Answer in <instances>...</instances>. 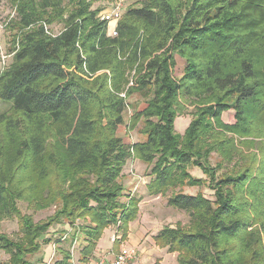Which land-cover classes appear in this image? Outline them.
I'll return each mask as SVG.
<instances>
[{
    "label": "trees",
    "instance_id": "obj_1",
    "mask_svg": "<svg viewBox=\"0 0 264 264\" xmlns=\"http://www.w3.org/2000/svg\"><path fill=\"white\" fill-rule=\"evenodd\" d=\"M64 1L13 0L12 26L22 32L0 71V101L9 105L0 111V219L18 222L16 239L0 233L7 263L31 264L50 227L78 218L84 223L58 243L76 241L80 262L103 229L113 225L124 239L139 210L120 181L134 157L148 167V193L190 217L154 236L178 264H264V139L253 140L264 137V0H143L126 8L112 37L99 8L66 0L74 7L50 35L37 23L63 15ZM132 95L145 106L133 108L127 128L140 123L143 139L126 144L117 127ZM188 111L181 136L174 118ZM228 111L232 124L221 120ZM203 183L212 200L182 191ZM35 197L41 209L57 204L44 221L17 205ZM62 244L55 264H71L76 248L72 255Z\"/></svg>",
    "mask_w": 264,
    "mask_h": 264
},
{
    "label": "rangeland",
    "instance_id": "obj_2",
    "mask_svg": "<svg viewBox=\"0 0 264 264\" xmlns=\"http://www.w3.org/2000/svg\"><path fill=\"white\" fill-rule=\"evenodd\" d=\"M142 1L143 0H126L123 15L128 6L138 7L141 5ZM89 2L90 9L96 10L97 8H99V13L109 4V0H89ZM72 7H74V4L72 5L71 3L65 0L63 3V7H61L63 10V15L53 14V16H50L48 20L39 19L37 24H42V26L46 29L47 33H49L50 35H54V33H58L63 29L64 19L68 17V12L72 10ZM15 13L16 3H14L13 0H4L0 6V71L10 64L11 57L19 46L18 36L22 31L17 29L16 26H12L13 20L16 16ZM176 59L177 65L175 67V74L180 75L184 65V61L179 56H176ZM128 102L130 103V107L127 108L126 111L123 113L124 123L120 124L117 127V135L121 137L124 143L126 144H130L131 142L143 139V136L138 132L140 123H138L133 129H128L127 126L128 119L131 113L133 112V108L137 107L139 110H143L145 106V101L136 95L130 96ZM8 106V104L2 103L0 101V111L6 110ZM188 109H191V106H189ZM233 115L234 111L224 112L221 116L222 122L225 124H232L234 122ZM191 119L192 115L189 111L184 112V114L175 116L173 128L175 129L176 133L181 136L184 135L185 131L188 129V125ZM263 139L264 137L253 138V140L258 142V144L262 142ZM240 148L242 147L240 146ZM256 149H254V151H256ZM227 167L230 168L231 165H227ZM223 169H225V167H223ZM188 171L193 176L204 178V175L197 167L190 166ZM121 173L123 174L120 181L123 185H125L126 183H130L128 182L130 178H132L133 182L135 180L133 185H130L129 189H126L125 196L127 195V193H133L141 204V209L138 210V213L141 214L140 217H142V221L144 222L143 225L145 226L146 230L149 231L150 234L158 233V230L161 229L164 225L175 226L177 222L182 224L183 227H187L189 225V215L182 210H179L177 208L175 209L174 207L170 206L166 201V196H154L148 193L146 182L149 181V172L146 164H144L138 158L131 157V159H129L123 166ZM132 173H134L138 177H134ZM138 178H140V180ZM182 191L187 194L202 192L204 196L208 197L211 200L213 199V191L208 186H206L205 183H203V186L201 187L196 185H190L187 187L185 186L182 188ZM169 194L170 193H168L167 195ZM125 196L122 198L123 200H125ZM36 198L37 197H35L32 202L29 201V205L26 200L20 199L17 201V205L19 206L22 214H27L29 216L31 215L35 222L44 221L49 216L53 215L54 211L56 210L57 204L55 202H52L49 206H46L41 209V207L38 208L39 205H32L35 204ZM142 201L147 202V204H142ZM75 223L83 224L84 221L78 218L75 220ZM69 228L70 227H68V225L62 224L53 225L52 227H50L46 236L50 239V242L43 244L40 252L32 254L29 257L31 264H55L56 261H60L62 255L57 250V247H59L62 242L60 241V243H58V240L61 236H64L62 230H68ZM115 229L116 228L113 225L103 229L104 233L99 239L100 247L113 248V243L111 242H113L112 238L117 235ZM0 233H3L4 235H7L10 238L16 239V237H18V222L16 218L14 219L9 216H3V218L0 219ZM70 236L71 235H68L66 238H69ZM62 245H64L65 248H71L69 247L70 245L68 242L64 241ZM82 245V242H80L78 247ZM74 248H76L75 257L70 261V263L79 264V250L77 248V243H75ZM174 253L177 260V253ZM51 256V260L48 261ZM104 256L107 259L106 253ZM155 256L156 254L152 255L150 259L145 262V264H154L153 262L155 260L158 261ZM8 258V254H6L3 250H0V264H8ZM172 264H178V260L176 263L173 258Z\"/></svg>",
    "mask_w": 264,
    "mask_h": 264
},
{
    "label": "crops",
    "instance_id": "obj_3",
    "mask_svg": "<svg viewBox=\"0 0 264 264\" xmlns=\"http://www.w3.org/2000/svg\"><path fill=\"white\" fill-rule=\"evenodd\" d=\"M130 183H126L124 186L125 188L129 189L130 185L132 186L133 180L130 178L128 181ZM131 190V189H130ZM134 195V194H133ZM142 204H147V202L142 201ZM141 209V204L139 203V210ZM141 214H137V218L130 222L128 224V229H127V235L124 239L121 238L120 236V245H125L129 247H135L136 250L138 251V256L142 264H145V262L150 259L152 255H155V258H157L158 261H154V264H172V259L174 258L175 262L177 263L175 253L174 252H169L166 247L160 248L158 245H155L154 242V236L157 233L150 234L149 231L146 230L145 226L143 225L144 222L142 221V217H140ZM105 235V234H104ZM104 237V236H103ZM113 243V242H111ZM96 250L93 252V254L90 256L87 262H80L79 261V253L78 252V262L79 264H92V261L95 259H98L100 256H104L106 253L107 259H111L113 257V254L116 253L118 250L115 249V247H100L99 246V241L97 242L96 245ZM171 261H170V260Z\"/></svg>",
    "mask_w": 264,
    "mask_h": 264
},
{
    "label": "built area",
    "instance_id": "obj_4",
    "mask_svg": "<svg viewBox=\"0 0 264 264\" xmlns=\"http://www.w3.org/2000/svg\"><path fill=\"white\" fill-rule=\"evenodd\" d=\"M126 0H109V4L106 8L100 11L99 17L101 20L106 22L107 35L115 36L117 35V22L123 16V10L125 7ZM134 177L136 176L132 173ZM140 180V178H138ZM77 223L74 222V226H71L64 234V237L74 234L76 230ZM120 238L119 234L112 238V241L118 240ZM76 241L71 246V252L73 255L74 246ZM52 256L49 258L50 261ZM92 264H141L138 256V251L135 247H129L125 245H120L116 253L113 254L111 259H106L105 256H100L98 259L92 261Z\"/></svg>",
    "mask_w": 264,
    "mask_h": 264
}]
</instances>
